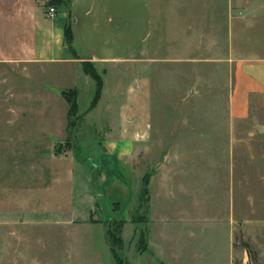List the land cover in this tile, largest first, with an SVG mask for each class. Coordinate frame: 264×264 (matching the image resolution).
I'll use <instances>...</instances> for the list:
<instances>
[{
	"label": "rangeland",
	"instance_id": "rangeland-1",
	"mask_svg": "<svg viewBox=\"0 0 264 264\" xmlns=\"http://www.w3.org/2000/svg\"><path fill=\"white\" fill-rule=\"evenodd\" d=\"M111 1L125 59L92 64L91 110L88 61L0 65V264H264V94L231 105L264 0Z\"/></svg>",
	"mask_w": 264,
	"mask_h": 264
},
{
	"label": "crops",
	"instance_id": "crops-1",
	"mask_svg": "<svg viewBox=\"0 0 264 264\" xmlns=\"http://www.w3.org/2000/svg\"><path fill=\"white\" fill-rule=\"evenodd\" d=\"M66 1L69 5H63L67 9L62 4H50V0H0V65L41 70L47 64H60L63 75L75 76L76 66L83 61L98 68L122 63L125 58L121 53V16L110 25V14L112 19L120 14L119 10L109 8L112 1ZM51 6L57 11L54 16L48 15ZM68 24L73 31L76 57L65 42ZM260 66L261 60L257 58L238 60L231 102L233 116L247 114L250 95L264 94V78L259 82L255 77ZM233 256L229 264H235ZM248 262L245 254L240 264Z\"/></svg>",
	"mask_w": 264,
	"mask_h": 264
},
{
	"label": "trees",
	"instance_id": "trees-1",
	"mask_svg": "<svg viewBox=\"0 0 264 264\" xmlns=\"http://www.w3.org/2000/svg\"><path fill=\"white\" fill-rule=\"evenodd\" d=\"M64 4L66 6L69 5V1L66 0H50V4ZM64 36H65V42L66 45L68 47V49L74 54L76 55V52L73 49V31H72V27L71 24L66 25L65 30H64ZM83 66H84V70L85 72L90 75L92 78H94L96 80V82L98 83V93L96 94V97L94 99V101L91 104V107L89 110H91L92 108L95 107V105L98 102L99 99V93L101 91V86H102V80L100 78V76L97 74L96 70L94 68H92V62H83ZM87 63H91V67H89V65ZM63 97L66 100V102L69 105V112H68V120H69V126H71V119L72 117L74 118V116L78 113L79 111V106H78V94L76 92H63ZM72 94V96H71ZM70 128V127H69ZM147 185L148 182L147 180H145V187L143 189L144 194L147 193ZM247 252L251 254V252L249 251V249H247Z\"/></svg>",
	"mask_w": 264,
	"mask_h": 264
},
{
	"label": "built area",
	"instance_id": "built-area-1",
	"mask_svg": "<svg viewBox=\"0 0 264 264\" xmlns=\"http://www.w3.org/2000/svg\"><path fill=\"white\" fill-rule=\"evenodd\" d=\"M56 13H57L56 8L53 7V6H51V7L49 8V10H48V15H49V16H54V15H56Z\"/></svg>",
	"mask_w": 264,
	"mask_h": 264
},
{
	"label": "water",
	"instance_id": "water-1",
	"mask_svg": "<svg viewBox=\"0 0 264 264\" xmlns=\"http://www.w3.org/2000/svg\"><path fill=\"white\" fill-rule=\"evenodd\" d=\"M68 146H70V145H68Z\"/></svg>",
	"mask_w": 264,
	"mask_h": 264
}]
</instances>
